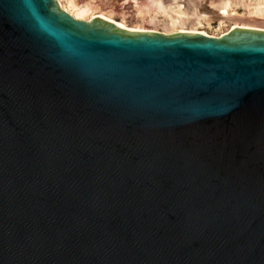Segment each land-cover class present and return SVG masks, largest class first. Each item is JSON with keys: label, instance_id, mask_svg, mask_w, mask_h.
<instances>
[{"label": "water", "instance_id": "water-1", "mask_svg": "<svg viewBox=\"0 0 264 264\" xmlns=\"http://www.w3.org/2000/svg\"><path fill=\"white\" fill-rule=\"evenodd\" d=\"M0 264H264V30L0 0Z\"/></svg>", "mask_w": 264, "mask_h": 264}, {"label": "rangeland", "instance_id": "rangeland-1", "mask_svg": "<svg viewBox=\"0 0 264 264\" xmlns=\"http://www.w3.org/2000/svg\"><path fill=\"white\" fill-rule=\"evenodd\" d=\"M62 1L68 4L67 6L70 5L68 0ZM73 2L77 7H90L88 17L105 15L116 22L124 23L129 28H140L146 32L172 34L182 28L187 30L196 28L209 35L218 36L237 23L264 30V0H73ZM226 3L230 4L231 13L228 16L223 15L222 19L219 14ZM159 4L163 8H160ZM198 17L201 26H196ZM180 18L184 20L183 25L172 24V19Z\"/></svg>", "mask_w": 264, "mask_h": 264}, {"label": "bare ground", "instance_id": "bare-ground-1", "mask_svg": "<svg viewBox=\"0 0 264 264\" xmlns=\"http://www.w3.org/2000/svg\"><path fill=\"white\" fill-rule=\"evenodd\" d=\"M59 5L61 6V8L63 10H65L67 13H69L70 15H72L75 19L77 20H84V21H90L92 20V18H95V17H103L105 19H108L110 21H112L113 23L119 25L122 29H126V30H129V31H133V32H146L145 30L143 29H132V28H129L127 27L124 23H119V22H116L114 21L113 19H111L110 17H107L105 15H97V16H89L88 17V14L89 12L91 11V8L88 7V6H85V7H77V5L74 4L73 0H68L70 5L67 6L62 0H57ZM157 2V1H156ZM158 4V3H157ZM261 6V5H260ZM159 7L160 8H163L160 4H159ZM221 13L219 14L220 16H222V19H223V15H229L231 12H230V4L229 3H226L224 4V6L221 8ZM258 13V12H257ZM234 15V14H233ZM235 16V15H234ZM232 17V16H231ZM198 22L196 24V26H201V23H200V19L198 17ZM172 24L173 25H176V24H180V25H183L184 24V20L182 18L180 19H172ZM221 24V23H220ZM233 28H249V29H255V28H251V27H248L244 24L242 25H239L238 23L234 25ZM233 28H230L227 32H223L222 34L218 35V36H215L213 35V37H220L221 35H224V34H228ZM260 30V29H259ZM262 30V29H261ZM178 32H182V33H193V34H202V35H207V36H212V35H209L207 32H204V31H200L199 29H191V30H187V29H180V31ZM177 32V33H178ZM165 34H170V33H165ZM173 34V33H172Z\"/></svg>", "mask_w": 264, "mask_h": 264}]
</instances>
